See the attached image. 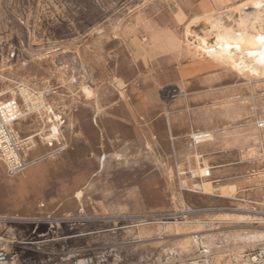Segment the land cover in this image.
Returning <instances> with one entry per match:
<instances>
[{
	"label": "rangeland",
	"instance_id": "374dc122",
	"mask_svg": "<svg viewBox=\"0 0 264 264\" xmlns=\"http://www.w3.org/2000/svg\"><path fill=\"white\" fill-rule=\"evenodd\" d=\"M201 1L0 0V92L7 88L14 93L0 96V102H18L25 113L18 129L23 137L35 136L38 144L26 158L31 164L26 170L10 176L0 164V217L15 220L0 225V233L9 242L6 249L19 252L18 264H75L87 256L99 264L197 263L195 243L189 238V249H183L188 236L178 232L152 231L135 243L127 227L153 216L161 220L147 226L151 229L168 227L166 221L202 223L191 226L205 232L189 237L203 238L212 251L210 264H254L253 257L264 252V146L252 142L242 149L254 150L249 155L252 182L249 191L230 193L219 166L235 162L240 151H201L212 178L203 179L197 170L199 179L192 180L194 169L186 156H176V140L164 115L167 106L201 114L235 96L242 119L227 126L256 127L264 120V81L240 80L220 70L193 71L184 79L205 75L208 87L193 82L180 90L183 78L174 70L154 87L150 32L176 35L188 45L183 30L204 14ZM242 1L224 0L213 8L233 10ZM238 18L234 13L223 21L232 24ZM206 28L193 24L191 30L194 36H206ZM119 79L126 84L122 90ZM85 88L96 98H88ZM96 99L103 107L100 114ZM41 104L45 108L35 110ZM28 105L34 107L31 113H26ZM225 126L213 122L191 130V124L178 125L175 138L180 144L193 142L192 133ZM55 130L58 137L44 142L42 137ZM180 173L200 187L180 183ZM78 190L85 193L84 211H71ZM83 233L92 234L67 239ZM257 264H264V257Z\"/></svg>",
	"mask_w": 264,
	"mask_h": 264
},
{
	"label": "bare ground",
	"instance_id": "6f19581e",
	"mask_svg": "<svg viewBox=\"0 0 264 264\" xmlns=\"http://www.w3.org/2000/svg\"><path fill=\"white\" fill-rule=\"evenodd\" d=\"M212 2L215 5L224 4V0H212ZM200 7H201V10L204 12V14L197 17L194 22L192 21L189 24H187L185 29L183 30L184 31L183 35L186 38L185 41H187L188 45H186L185 42H181L180 41L181 39H178L176 35H164V34H161V31L160 33L150 32L149 55H150V58H152V61L150 63L151 64L150 70L156 72V75L153 79V83L155 85L154 87L160 86L164 82H166L171 76V74L174 72V70L177 72L178 75L182 76L183 78V80H181V83H180V88H179L180 90H184L188 87V82L184 79L183 76L193 71H198V72L205 71L211 74L212 72L214 73L215 71L220 70V71L225 72L227 76L232 75L235 78L240 79V80L243 79V80H253L255 82H261V81L263 82L264 81V0H243L233 10H231L230 7H227L225 10L220 11V12L212 8V6L210 7L208 0L202 1V3L200 4ZM234 13L239 14V18L237 20H234L232 24H226L223 21V16H228L229 18H231ZM180 17L181 16L178 15L176 18L180 20ZM130 24H133V23H130ZM193 24H197V25L204 24L205 27H207L206 31L208 34H206V36H194L193 35L194 33H192L193 31L191 30ZM183 26H182V29H183ZM147 28L149 29L150 27H147ZM203 29L204 28H202V31ZM142 39H145V38H142ZM191 40H193L194 42L192 41L193 42L192 43ZM158 56H161V57L159 58ZM117 84H118V87L121 88V90L126 87V84L120 79L117 80ZM210 85L213 86L214 83L212 84L210 83ZM84 91L86 93L84 94L87 95L88 98L95 97V93L89 90L88 88H85ZM9 94L13 95L14 94L13 90L6 88L0 92V96H6ZM237 102L238 100L235 98V96H231L227 98V100L221 102L219 104V108L209 109L206 111L204 110L205 112L202 111L203 113L201 114L191 113L192 110H188V112H184L183 110L178 111V110H175L174 107L167 106L166 114L164 115H166L165 121L167 122V125H169V128L171 130L170 136L173 138L174 142L176 140V142L174 143V152L176 156L178 157L180 156L187 157L188 161H190V164H191L190 170L194 169L192 173H195L197 170H201L204 176V174H206L208 170H212V168L208 166L206 158L204 157L203 154L210 153L211 149L212 150L216 149V147L219 144L223 145L224 147H231L233 145H236L241 150L244 148H247V144L252 143V142H254V145L260 144L264 146V130L258 129L259 122L256 123L257 125L256 127H251L249 124L248 125H238V126H234L231 128L227 126L230 124L238 123L242 119V111H241L240 105ZM94 103H96L95 105L96 113L97 114L102 113L101 109L103 107L100 106V100L96 99ZM42 108L44 109L45 105L41 104L38 107H36L35 110H40ZM46 110L50 114V109L46 108ZM31 112H32L31 109L26 110V113H31ZM24 115L25 113L23 114V116ZM40 115L42 114L40 113ZM96 117H98V115ZM96 117L94 116V118ZM42 119L45 120L43 116H42ZM191 120L192 122L195 121L197 126H202L205 123H213V122L223 123L226 126L224 128L216 127L214 129L203 130V131H200L199 134L192 133L190 135V139L192 138L193 142H191L190 140H187L183 142V144H180L179 140L175 138V129L178 125H185L187 122H190ZM99 121L101 120L99 119ZM96 123L97 121L94 120V124ZM57 134H58V131L55 130L54 134L46 138L42 137V139L44 142L45 141L47 142L51 140L52 138H54L55 136H57ZM168 134H169V130H168ZM200 137L202 138L201 140L199 139ZM195 139L197 140V142L195 141ZM30 141L34 144V147L37 149L38 144H37V141H35V136H32L30 138ZM201 151L203 152V154ZM253 153H254L253 149H249V151H246L247 156H249L250 154L252 155ZM200 158H203L202 162L200 161ZM105 160L106 158H104L102 167H104L105 165L104 164ZM179 168L182 169L183 166H180ZM8 172L10 173V176H12V173L10 172V170H8ZM211 175H212V171H211ZM180 181H181L180 183L184 184L185 186L188 183L191 184L192 189H197L198 187H200L199 184L192 182L188 178H185L183 173H180ZM233 186L235 187V185ZM230 189L231 188H228L229 191ZM232 190L233 189H231V191ZM192 192H195V190H193ZM198 192H200V190ZM77 197L80 198L81 194L78 193ZM19 203H20V200H19ZM183 204L184 203L182 202L183 210L181 212L185 214L187 210L184 209ZM141 217H139V219ZM183 217L187 218L186 215ZM159 220L161 219H157V216H153L152 221L150 220L137 221L127 227L131 229L128 235H132V236L135 235V243H138V242H143L146 236L152 233V231H159V230L164 231L165 229L166 233L178 232L179 233L178 236H183V235L188 236L184 240V243L181 244L183 249L188 250L189 245H190L189 238H191L192 241L195 242L194 241L195 238L189 237V236L193 233L205 232V231H202L201 229L193 230L195 228L192 227L191 225H195V224L201 225L202 223H200L199 221H195V222L166 221L165 223H163L165 225H168V227L166 228L151 229L147 227L155 223H159ZM140 227H143V228L137 231L133 230V229L140 228ZM118 229L119 228L113 229L111 231H115ZM91 234L92 233H83L81 235L68 237L67 239L69 238L76 239L77 237L87 236ZM207 236H210V235H206V237Z\"/></svg>",
	"mask_w": 264,
	"mask_h": 264
},
{
	"label": "built area",
	"instance_id": "2783aa9c",
	"mask_svg": "<svg viewBox=\"0 0 264 264\" xmlns=\"http://www.w3.org/2000/svg\"><path fill=\"white\" fill-rule=\"evenodd\" d=\"M33 106L28 105V110L33 111ZM22 108L16 100H8L0 102V160L6 165L8 170L15 175L26 170L31 164L27 162L26 158L33 149V143L30 141V137H23L22 133L18 129L19 123L22 121ZM258 129L264 130V120L259 121ZM59 134H57L58 137ZM202 139L201 137L199 138ZM198 139V140H199ZM197 142V140L195 139ZM52 147V142L48 144ZM211 176V170H208L204 174L203 178H209ZM193 179H199L198 176L192 175ZM15 221L7 217H0V225H10ZM37 228L33 233H36ZM195 245L198 251V261L195 264H210L212 251L207 245L204 244V240L199 235L195 237ZM5 233H0V264H18L20 258L19 252L16 249L13 252H9L6 247L7 244ZM264 252L261 255H255L253 257V263L257 264L259 260L263 259ZM75 264H99L95 257H85L84 259L76 262ZM159 264V263H152ZM164 264H172V262L165 261ZM240 264V263H238ZM245 264V263H242ZM249 264V262H248Z\"/></svg>",
	"mask_w": 264,
	"mask_h": 264
},
{
	"label": "crops",
	"instance_id": "0c3cea01",
	"mask_svg": "<svg viewBox=\"0 0 264 264\" xmlns=\"http://www.w3.org/2000/svg\"><path fill=\"white\" fill-rule=\"evenodd\" d=\"M201 3H202V1L200 2V4ZM208 3L210 5V7L212 6V8L215 6V4L212 3L211 1H208ZM200 9H201V7H200ZM178 77H179V75H178ZM204 77H205V75H201V76H198V77L190 78L189 82H188V86H189L190 83L196 82L199 85H205V86L208 87V85H206L204 83ZM179 79H180V82H181V78L180 77H179ZM224 80H225V76H224V78L221 81H218L215 84L222 83ZM179 108H184V107H180L179 105H177L176 109H179ZM186 124H191V130H192V127L197 129V124H196L195 121L192 122V120H191L190 122H187ZM234 148H237L240 151V155L237 156V160L235 162H233V163H228V164H224V165H220L219 166L221 168L219 173L227 177V179H226L227 180L226 181L227 184H223V185L227 186V191L228 192H229L228 188L234 189L235 191H238V190H241V189H247L249 191V183L252 182V180H251V178H249V158H248L249 156H246L247 159L243 158V155H247L246 151L239 149V147L236 146V145H233L231 147H224L223 145L219 144L216 147L215 153L218 154V153H222V152H229V151H232ZM217 159L220 160V161H225V156L217 157ZM1 162H2V160H0V164L6 166L3 162L2 163ZM35 163H36V161H34V163L32 165H35ZM211 171H213V170H211ZM193 174L194 173H192V175ZM212 174H213V172H212ZM196 176H198V175H196ZM209 178H212V175ZM209 178H203V179H209ZM191 179L192 180H197V179H193V177H191ZM233 185H235V187ZM231 189H230V191H231ZM78 193L81 194L80 198L77 197ZM84 195H85V193H84L83 190H78L77 191L76 195L74 196L75 205H74V208L71 211H84V208H83Z\"/></svg>",
	"mask_w": 264,
	"mask_h": 264
}]
</instances>
